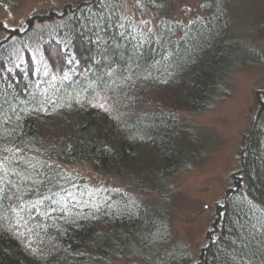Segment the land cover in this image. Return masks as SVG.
<instances>
[{"label":"trees","instance_id":"trees-1","mask_svg":"<svg viewBox=\"0 0 264 264\" xmlns=\"http://www.w3.org/2000/svg\"><path fill=\"white\" fill-rule=\"evenodd\" d=\"M169 1L136 5L140 13L158 14L157 28L150 19L123 16L117 0L68 2L61 12H36L26 28L0 21L6 31L0 37V105L10 115L9 105L26 110L20 120L13 115L0 124V156H8L11 167L13 153L2 149L15 146L32 163L58 166L53 174L60 175L40 194L55 191L59 181L80 200L69 204L70 213L39 217L44 229L29 220L31 233L11 219L0 221V264L188 259L189 246L176 238L167 208L124 188L90 184L62 165L89 161L102 174L126 172L140 182L146 173L172 187L176 173L197 162L202 139L197 127L182 122L184 113L214 108L229 93L230 73L257 60L260 49L231 36V0H206L208 12L186 22L165 12ZM110 70L111 77L105 74ZM98 102L107 111L93 106ZM40 106L47 111H34ZM14 127L11 135L3 131ZM38 195L24 197L26 209ZM187 264H264V123L257 118L199 257Z\"/></svg>","mask_w":264,"mask_h":264},{"label":"rangeland","instance_id":"rangeland-1","mask_svg":"<svg viewBox=\"0 0 264 264\" xmlns=\"http://www.w3.org/2000/svg\"><path fill=\"white\" fill-rule=\"evenodd\" d=\"M78 1H0V21L8 26L26 28L31 24L29 17L36 12H61L66 3ZM117 1L122 5L123 16H133L136 20L150 19L153 27L157 28L159 16L155 11L146 9L140 13L136 7L137 0ZM205 1L170 0L165 12L186 22L196 13L208 12L203 7ZM229 10L231 36L244 43H256L260 56L257 60L244 62L230 73L229 93L214 108L184 113L182 122L198 128L202 152L192 168L176 173L172 187L159 186L146 173L138 182L126 172L102 174L89 161L62 162L65 168L90 184L124 188L150 205L161 204L167 208L176 238L183 239L189 246L190 255L186 261L182 260V264L198 259L207 232L213 225L217 205L226 193L231 175L239 166L240 149L245 144L247 131L255 118L264 123V112L260 109L264 101V0H231ZM5 34L6 31L0 30V37ZM139 183L145 185L143 189ZM114 264L152 263L133 259L114 260Z\"/></svg>","mask_w":264,"mask_h":264},{"label":"snow or ice","instance_id":"snow-or-ice-1","mask_svg":"<svg viewBox=\"0 0 264 264\" xmlns=\"http://www.w3.org/2000/svg\"><path fill=\"white\" fill-rule=\"evenodd\" d=\"M137 3H139V0H137ZM123 36L124 33H120L121 39H123ZM109 68L111 69V65H109ZM113 72L114 70H110L105 74L111 77ZM127 79L131 80V76H128ZM164 82L166 83L167 81ZM48 102L51 103V101ZM76 102L80 103V100L77 99ZM93 106H99L101 109L107 111L105 103L98 102V104ZM9 109L11 115L5 112L3 105H0V124L11 120L13 115L17 120H20V112H26L24 108L21 107L18 109L12 105H9ZM35 110L47 111L43 106ZM3 131L11 135V133L16 131V128L14 127L11 130L5 128ZM4 138L3 135H0V140ZM2 151L12 152L13 159L11 161V167H9L5 163L8 161V156H0V221L11 219L15 222L17 229L25 227L31 233L33 230L28 227L29 220L36 222L38 228L44 229L46 226L38 219L39 217H47L51 220L53 213L57 211L65 214L70 213L71 208H69V204L73 207L80 204V200L76 194L70 191L69 188L61 185L59 181H56L54 185L56 188L55 191L52 188H48V195L40 194L41 187L51 185L55 179V175H60V173L53 174L55 167L58 166L40 161L32 163L19 147L14 146L13 149L4 148ZM70 187L77 188L78 186L72 184ZM32 191L37 192L39 195L38 198L32 201L30 209H26L25 205L27 202L24 197ZM42 208L43 211L41 210ZM9 212L12 213L11 217L7 216ZM33 212L35 215H33ZM25 213L27 218L24 215ZM36 235H39V233H36Z\"/></svg>","mask_w":264,"mask_h":264}]
</instances>
